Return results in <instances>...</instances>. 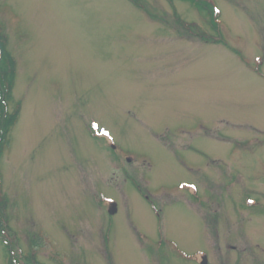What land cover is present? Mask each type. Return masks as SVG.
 I'll use <instances>...</instances> for the list:
<instances>
[{
    "label": "rangeland",
    "instance_id": "374dc122",
    "mask_svg": "<svg viewBox=\"0 0 264 264\" xmlns=\"http://www.w3.org/2000/svg\"><path fill=\"white\" fill-rule=\"evenodd\" d=\"M0 34V264H264V0H0Z\"/></svg>",
    "mask_w": 264,
    "mask_h": 264
},
{
    "label": "trees",
    "instance_id": "16d2710c",
    "mask_svg": "<svg viewBox=\"0 0 264 264\" xmlns=\"http://www.w3.org/2000/svg\"><path fill=\"white\" fill-rule=\"evenodd\" d=\"M202 3L205 4L203 5V7H205L203 8V10L207 11L209 16L211 17V9L205 2ZM210 23H212L213 25L216 24L215 20H211ZM213 28H215L216 30V25L213 26ZM4 41V37L0 34V154L1 146L5 145V140L7 138L8 132L14 125L18 115L17 110H13V112L7 110V102L11 97L14 82L15 63L6 50Z\"/></svg>",
    "mask_w": 264,
    "mask_h": 264
},
{
    "label": "flooded vegetation",
    "instance_id": "af4514ba",
    "mask_svg": "<svg viewBox=\"0 0 264 264\" xmlns=\"http://www.w3.org/2000/svg\"><path fill=\"white\" fill-rule=\"evenodd\" d=\"M192 184H193V186H191V187H182V188H180L181 190H182V193L183 194H185V193H187L188 194V192L187 191H189L193 196H191V197H193V200L194 201H197V203H196V206H199V205H201L200 203H198V193H199V190H198V187L196 186V184H194L193 182H192ZM190 195V194H189ZM256 204H249V206L250 207H248V204L247 203H242L241 204V207L239 208L240 210H248V209H251V207H254ZM154 207V206H153ZM235 211L237 210V209H234ZM155 211V210H154ZM196 214V213H195ZM156 215L158 216L159 214L158 213H156ZM197 216V215H196ZM206 217H210V219H212V217L211 216H209V215H205ZM213 220H216V219H213ZM198 222V221H197ZM208 224H210V228L211 227H213V228H215L216 226H215V224L216 223H213V225H212V223H209L208 222ZM227 246V248H229V249H231V245L230 244H227L226 245ZM256 248L258 247V244H255L254 245ZM205 255H206V258L207 257H209V253H208V251H206V253H205ZM205 264H208V262H207V260H206V262H205Z\"/></svg>",
    "mask_w": 264,
    "mask_h": 264
},
{
    "label": "water",
    "instance_id": "95a60500",
    "mask_svg": "<svg viewBox=\"0 0 264 264\" xmlns=\"http://www.w3.org/2000/svg\"><path fill=\"white\" fill-rule=\"evenodd\" d=\"M115 206H114V204H111L110 206H109V209H108V212L110 213V214H113L114 212H115Z\"/></svg>",
    "mask_w": 264,
    "mask_h": 264
}]
</instances>
